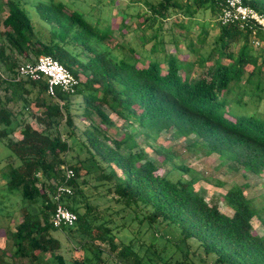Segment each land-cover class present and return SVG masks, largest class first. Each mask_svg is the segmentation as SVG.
I'll use <instances>...</instances> for the list:
<instances>
[{"label":"trees","instance_id":"trees-1","mask_svg":"<svg viewBox=\"0 0 264 264\" xmlns=\"http://www.w3.org/2000/svg\"><path fill=\"white\" fill-rule=\"evenodd\" d=\"M138 1L142 12L136 19L141 18L142 43L149 44L145 57L122 42L108 47L112 40L109 24L98 27V21L88 22L82 12L59 0L33 4V11L46 26L44 34L32 25L25 2L0 0V13H4L0 18V73L10 78L22 63L45 55L78 82L73 95L55 89L56 99H52L46 94L45 79L10 82L0 78V140L12 155L0 170V179L8 193L18 194L28 205L13 229L4 231L0 264H103L104 252L119 264H172L173 259L174 264H185L190 248L212 256L213 264H264V233H253L251 226L255 218L264 227V210L244 196L243 186L233 185L221 195L231 211L227 216L217 203L206 202L202 191L194 189L198 174L175 165L169 150L155 145L158 161H151L138 148L133 132L117 129L119 138L108 133L116 128L110 115L127 128L136 125L150 141L173 129L178 137L191 136L188 146L195 153L214 154L243 173L264 179V119L254 111L233 113V108H242V95L257 99L262 91L264 46L260 54L253 53V49L259 50L251 44L250 32L219 24L224 0ZM241 1L264 15V0ZM125 17H121L120 30L126 27ZM168 20H172V30L162 31V22ZM211 21L216 22L218 32L211 48L200 52L207 39L203 22ZM191 24L200 29L195 42L187 38ZM254 38L264 41L259 31ZM181 41L191 59L164 49L170 44L176 51ZM230 47L234 52L228 51ZM247 67L251 69L246 71ZM17 102L20 109L14 112ZM29 103L38 111L39 130L22 120ZM77 118L86 122L80 129ZM18 128L20 138L14 141L11 135ZM75 144L80 152L67 160ZM167 164L187 179L158 175L159 168ZM62 166L73 171L67 183L72 194L64 203L76 221L70 228L55 229L50 224L51 195L55 185L63 182ZM99 193L137 212L139 221L155 225L157 230L178 232L177 241L184 247L164 260L156 253L157 260L148 262L130 241L115 243L118 228L107 226L111 215L97 211L89 202ZM56 231L77 237L83 255L67 263ZM167 246L166 240L163 248Z\"/></svg>","mask_w":264,"mask_h":264},{"label":"rangeland","instance_id":"rangeland-1","mask_svg":"<svg viewBox=\"0 0 264 264\" xmlns=\"http://www.w3.org/2000/svg\"><path fill=\"white\" fill-rule=\"evenodd\" d=\"M25 2V8L27 10V16L30 19L32 25L35 29L43 30V34L46 28L45 24L41 22L37 14L33 11V4L36 0H22ZM63 3H66L70 8L77 9L78 11L84 14L85 19L94 24L98 21V27H103L106 24L110 25L112 30V40L108 43V47H112L115 43L122 42L123 45H129L138 52H141L143 56H147V50L149 44L142 43L143 38L141 37L142 27L138 26V21L141 18L136 19V14L142 12V8L139 6L140 2H132V0H59ZM139 4V5H138ZM126 14L125 17V28L120 30V20L121 17ZM4 16V13H0V18ZM208 18V16H207ZM179 20H181L179 18ZM207 20V19H206ZM172 20L164 21L161 24V30H172ZM183 22H185L183 20ZM205 25V30L207 31L206 43L203 46V49L200 50L206 51L211 48V43L213 37L218 32V27L215 25L216 22H203ZM190 30L188 31L187 38L192 42H195L196 36L200 33V29L197 25L191 24ZM174 30V29H173ZM176 30V29H175ZM178 32V31H177ZM182 32V31H180ZM123 33V36H122ZM144 33L149 36L150 31L145 29ZM185 41H181L180 46L176 51L172 50L170 44H165L164 49L166 52H169L175 56L177 55H187L188 59H191L192 56L187 53ZM140 44L142 47L140 48ZM145 44V45H144ZM259 51L253 49V53L260 54L262 45L256 46ZM234 47H230V50L234 52ZM264 51V49H263ZM205 54V53H204ZM115 54L113 53V56ZM227 62V60H223ZM251 68L247 67L246 71H249ZM261 73V87L262 91L258 94V98L250 97L247 94L242 95L240 102L242 103V108H233V113L242 115L241 113H254L260 118L264 119V68ZM241 80V84L243 83ZM237 94L235 95V98ZM79 99H75V102H78ZM20 109V103L17 102L13 105L14 112H18ZM38 116V111L35 109L32 103L27 105V110L23 111L22 120L27 124L31 125L32 128L40 129L41 127L35 121V117ZM110 118L115 124V129H108V133L112 135L113 138H119L120 132L117 129L129 130L134 133V139L138 143V148L142 149L144 153L148 156L149 160L158 161V158L155 157L153 150L156 146H160L163 149L169 150L173 154L172 162L177 166H184L188 169L193 170L198 174V181L194 184L195 190H201L204 200L206 202H215L217 203L218 209L221 213L229 216L231 211L225 207L221 200V195L224 194L233 185L243 186V194L246 198L251 199L253 204L258 208H263L264 210V179L261 177H256L249 173H243L240 168L234 166L233 163L220 161L216 155H206L203 152L195 153L189 144L191 142V136L187 138H181L175 135L173 129H168L162 131L157 140L150 141L144 137V133L140 128H137L136 125L131 124L130 127H126L123 123L116 119L113 115H110ZM75 124L80 129L82 124L85 125L86 122L83 119L77 118ZM104 128V127H102ZM19 130L17 129L11 135V139L16 141L19 137ZM71 144V141H68ZM78 144L72 146V151L67 155V160L69 157L74 154H78ZM10 150L4 145L3 141L0 140V170L6 159L11 157ZM72 161V160H71ZM166 174L171 179H176L181 177L183 180L187 179V176L181 174L178 170L173 169L170 164H167L164 167L159 168L157 171L158 175ZM221 183V185H217ZM98 189L97 191H101ZM89 202L97 207V211H101L103 214H110V220L107 224L109 227L118 228V232L114 230V242L118 243H130L133 244V247L139 251L142 256H144V261L154 262L155 254L160 253V258L165 259L171 256V253L175 252L177 248H183L184 245L181 242H178L179 238L178 232L171 231L170 228H160L155 229V225H148L144 221H139L140 214L134 212L133 210H126L125 208L114 204L110 200V196L99 193L96 199L91 198ZM38 205V203H37ZM121 207V208H120ZM28 205L22 203L20 197L16 193H8L4 188L3 182L0 179V248L5 246V236L4 231L6 229L12 230L16 222L19 220L20 216L23 214L24 209H27ZM31 210H36L35 206L30 207ZM107 210V211H105ZM118 212V213H117ZM116 213V214H115ZM264 213V211H263ZM252 231L257 235H262L264 233V227L254 218L251 221ZM55 238L58 239L61 245L60 253L64 257L67 263H70L73 259L80 258L83 254L81 249L78 247L77 242L78 238H71L70 235L56 231L54 232ZM87 240V239H86ZM166 240L169 244L167 248H163L166 244ZM94 245L99 248H103L104 245L94 242ZM138 244H142L139 248ZM151 244V247L148 245ZM163 248V249H162ZM88 257L91 256L90 251H84ZM177 255V254H176ZM173 256V255H172ZM178 257L181 258L179 253ZM163 259V260H164ZM185 264H213L212 256H204L200 254L199 250L190 248L189 254L184 257ZM103 264H119L115 258H112L106 252L103 254ZM173 259L172 264H174ZM156 264H164L163 262H157Z\"/></svg>","mask_w":264,"mask_h":264},{"label":"built area","instance_id":"built-area-1","mask_svg":"<svg viewBox=\"0 0 264 264\" xmlns=\"http://www.w3.org/2000/svg\"><path fill=\"white\" fill-rule=\"evenodd\" d=\"M217 21L222 26L236 25L240 30L250 32L251 37H253L251 44L254 47L264 46V41L254 38L257 31L264 36V15L243 5L241 0H224ZM0 78L10 82L45 79L46 94L52 99H56L55 89H58L61 93L73 95L78 86L77 80L62 65L50 56L45 55L37 57L33 62L22 63L15 69L12 77L7 78L0 73ZM57 103L62 104L60 101H57ZM61 169L63 182L55 185L51 195L54 210L50 218V224L55 229L70 228L76 221L75 214L64 203L65 198L72 194L67 183L73 177V171L67 166H62Z\"/></svg>","mask_w":264,"mask_h":264},{"label":"crops","instance_id":"crops-1","mask_svg":"<svg viewBox=\"0 0 264 264\" xmlns=\"http://www.w3.org/2000/svg\"><path fill=\"white\" fill-rule=\"evenodd\" d=\"M16 131H17V130H16ZM16 131H15V132H16Z\"/></svg>","mask_w":264,"mask_h":264}]
</instances>
